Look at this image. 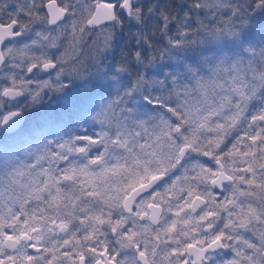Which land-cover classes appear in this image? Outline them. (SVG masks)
Wrapping results in <instances>:
<instances>
[{
  "label": "snow or ice",
  "instance_id": "obj_1",
  "mask_svg": "<svg viewBox=\"0 0 264 264\" xmlns=\"http://www.w3.org/2000/svg\"><path fill=\"white\" fill-rule=\"evenodd\" d=\"M0 264H264V0H0Z\"/></svg>",
  "mask_w": 264,
  "mask_h": 264
},
{
  "label": "trees",
  "instance_id": "obj_2",
  "mask_svg": "<svg viewBox=\"0 0 264 264\" xmlns=\"http://www.w3.org/2000/svg\"><path fill=\"white\" fill-rule=\"evenodd\" d=\"M132 32H135V29H132ZM130 41H131L130 33L127 29H125L124 34L120 37L117 47L110 56L109 62H119L122 56V52L126 50V46H129Z\"/></svg>",
  "mask_w": 264,
  "mask_h": 264
},
{
  "label": "rangeland",
  "instance_id": "obj_3",
  "mask_svg": "<svg viewBox=\"0 0 264 264\" xmlns=\"http://www.w3.org/2000/svg\"><path fill=\"white\" fill-rule=\"evenodd\" d=\"M46 103H47V101H46ZM53 103H55V102H53Z\"/></svg>",
  "mask_w": 264,
  "mask_h": 264
}]
</instances>
